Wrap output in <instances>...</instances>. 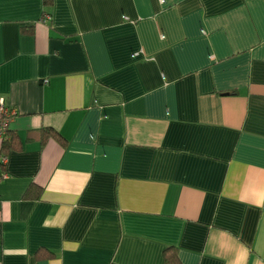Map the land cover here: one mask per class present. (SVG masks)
I'll return each mask as SVG.
<instances>
[{
    "label": "crops",
    "instance_id": "crops-1",
    "mask_svg": "<svg viewBox=\"0 0 264 264\" xmlns=\"http://www.w3.org/2000/svg\"><path fill=\"white\" fill-rule=\"evenodd\" d=\"M0 96V264H264V0H0Z\"/></svg>",
    "mask_w": 264,
    "mask_h": 264
},
{
    "label": "trees",
    "instance_id": "trees-1",
    "mask_svg": "<svg viewBox=\"0 0 264 264\" xmlns=\"http://www.w3.org/2000/svg\"><path fill=\"white\" fill-rule=\"evenodd\" d=\"M38 133V137L41 140V144H43L45 142V140L49 137L56 139L57 141H59L61 144H65L64 139L52 128L50 127H42L41 129H39ZM30 139V137H29ZM21 148V140L19 138V136L13 132V131H8V137L1 139V147H0V152L2 155V165H4V158L6 153L8 152V150L10 149H20ZM2 174H0V178H2ZM30 191L34 192L36 191L37 193V188L31 187L29 189V191H27V193L25 194V196H30ZM35 193V195H36ZM166 255V252H165Z\"/></svg>",
    "mask_w": 264,
    "mask_h": 264
},
{
    "label": "built area",
    "instance_id": "built-area-1",
    "mask_svg": "<svg viewBox=\"0 0 264 264\" xmlns=\"http://www.w3.org/2000/svg\"><path fill=\"white\" fill-rule=\"evenodd\" d=\"M16 114V110L6 103L3 96H0V139L8 136L9 122Z\"/></svg>",
    "mask_w": 264,
    "mask_h": 264
}]
</instances>
